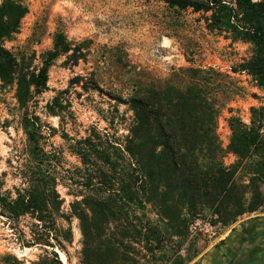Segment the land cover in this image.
<instances>
[{"label": "rangeland", "instance_id": "rangeland-1", "mask_svg": "<svg viewBox=\"0 0 264 264\" xmlns=\"http://www.w3.org/2000/svg\"><path fill=\"white\" fill-rule=\"evenodd\" d=\"M20 1L26 13L4 45L26 72H38L56 39L66 50L49 61L44 87L24 107L17 106L12 87L0 89V178L3 188L19 183L16 166L26 158L21 116H34L41 134L38 143L53 154L49 165L60 176L59 214L68 222L62 217L56 222L68 224L71 230L65 252L55 251L62 264H80L83 237L78 219L69 211L75 197L67 187L68 174L81 166L75 141L87 134L103 145L122 141L132 118L125 100L134 74L148 81L162 80L171 68L190 64L228 72L235 86L232 110L220 112L216 127L223 150L229 138L227 117L235 114L248 123L249 107H264V89L245 72L230 71L250 54V44L232 40L226 32L209 31L201 13L169 8L162 0ZM259 123L264 138V119ZM222 154L224 164L233 162L232 153ZM259 191L261 204L227 223L214 213L190 215L180 208L177 219L184 226L177 236L164 232L166 218L152 204L107 220L88 212V223L100 232L94 239L100 242V263L206 264L213 249L240 236L241 224L254 219L264 225V183ZM30 222L27 215L14 221L0 216V264H34L43 253L39 245L28 243ZM111 242L116 247L113 253L108 249ZM257 261L251 264H264Z\"/></svg>", "mask_w": 264, "mask_h": 264}, {"label": "trees", "instance_id": "trees-1", "mask_svg": "<svg viewBox=\"0 0 264 264\" xmlns=\"http://www.w3.org/2000/svg\"><path fill=\"white\" fill-rule=\"evenodd\" d=\"M162 1L169 8L201 13L209 31L226 32L232 40L249 43L250 54L230 71L245 72L264 89V0ZM26 10L20 0L0 1V89L12 87L18 107L44 87L49 61L66 50L56 39L38 72L28 74L4 45ZM234 87L228 72L213 66H178L162 80L148 81L136 73L125 100L132 118L122 141L103 145L91 134L75 141L81 166L68 174L67 187L75 197L69 211L78 219L83 237L80 264H101L100 242L94 241L100 232L88 223V212L107 220L152 204L166 218L164 232L177 236L184 226L177 219L180 208L190 215L214 213L227 223L261 204L264 138L259 122L264 107L250 106L248 123L235 114L227 117L229 138L224 150L216 131L220 112L232 110ZM21 123L26 158L16 166L17 185L3 188L0 178V216L9 221L29 216L28 243L43 249L34 264H62L55 248L65 252L71 230L68 224L56 222L58 217L68 222L59 214L60 176L49 165L53 154L38 143L41 134L35 117L23 114ZM223 152L232 153L233 162L224 164ZM108 249L113 253L115 242Z\"/></svg>", "mask_w": 264, "mask_h": 264}, {"label": "flooded vegetation", "instance_id": "flooded-vegetation-1", "mask_svg": "<svg viewBox=\"0 0 264 264\" xmlns=\"http://www.w3.org/2000/svg\"><path fill=\"white\" fill-rule=\"evenodd\" d=\"M237 230L240 236L235 239L238 240L237 242L241 241L242 249L241 252H237V249L235 250L232 247L231 242L228 246L230 260H234L235 255H237L238 258L239 255L243 264H251V262H255L256 259L264 263V225H255V220L253 219L241 224ZM256 253L259 254L254 256ZM260 253H262L261 256ZM259 261H257V263Z\"/></svg>", "mask_w": 264, "mask_h": 264}, {"label": "crops", "instance_id": "crops-1", "mask_svg": "<svg viewBox=\"0 0 264 264\" xmlns=\"http://www.w3.org/2000/svg\"><path fill=\"white\" fill-rule=\"evenodd\" d=\"M259 225V223H255V225ZM237 238V237H236ZM233 241H223L222 245L218 247V249H213L212 250V256L208 257L206 264H243L241 257L238 255H235L234 260H230L229 255H228V246L232 242V247L236 250L237 252H241L242 245L241 241L237 242L238 240L233 238ZM236 244V246H235ZM235 246V247H234ZM214 251V252H213Z\"/></svg>", "mask_w": 264, "mask_h": 264}]
</instances>
